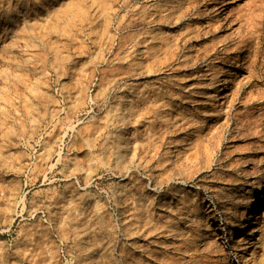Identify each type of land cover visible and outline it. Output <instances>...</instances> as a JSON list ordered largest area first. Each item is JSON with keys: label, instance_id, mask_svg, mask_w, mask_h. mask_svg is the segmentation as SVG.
Segmentation results:
<instances>
[{"label": "rangeland", "instance_id": "obj_1", "mask_svg": "<svg viewBox=\"0 0 264 264\" xmlns=\"http://www.w3.org/2000/svg\"><path fill=\"white\" fill-rule=\"evenodd\" d=\"M0 264H264V0H0Z\"/></svg>", "mask_w": 264, "mask_h": 264}, {"label": "bare ground", "instance_id": "obj_2", "mask_svg": "<svg viewBox=\"0 0 264 264\" xmlns=\"http://www.w3.org/2000/svg\"><path fill=\"white\" fill-rule=\"evenodd\" d=\"M253 199V198H252ZM254 200V199H253ZM254 214V213H253ZM253 214H248V217H250L249 221L245 222V225H248L251 222V219L253 218ZM216 233H211V236H216ZM251 243V241H249ZM249 245V244H248Z\"/></svg>", "mask_w": 264, "mask_h": 264}]
</instances>
